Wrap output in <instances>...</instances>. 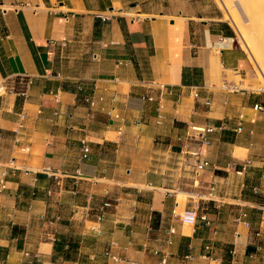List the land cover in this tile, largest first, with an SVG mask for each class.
Returning <instances> with one entry per match:
<instances>
[{
  "label": "crops",
  "instance_id": "1",
  "mask_svg": "<svg viewBox=\"0 0 264 264\" xmlns=\"http://www.w3.org/2000/svg\"><path fill=\"white\" fill-rule=\"evenodd\" d=\"M195 4L0 0V264H252L264 242L261 96L236 80L248 63L232 28ZM79 84L103 98L91 116ZM193 127L212 128L210 143ZM192 151L210 162L198 174ZM112 242L124 261L103 255Z\"/></svg>",
  "mask_w": 264,
  "mask_h": 264
},
{
  "label": "built area",
  "instance_id": "2",
  "mask_svg": "<svg viewBox=\"0 0 264 264\" xmlns=\"http://www.w3.org/2000/svg\"><path fill=\"white\" fill-rule=\"evenodd\" d=\"M28 5V4H27ZM65 45V43L63 44V46ZM227 89L233 91V90H236V87H232V86H229L227 85L226 87ZM78 91L79 92H82V93H85L84 97H83V100L86 104V106L88 107L89 109V115L91 116L92 113H93V110L95 109L96 105H97V102L100 100V99H103L102 97L101 98H98L96 95H95V92L93 90H91V92H86V88L83 84H79V86L77 87ZM166 93L168 94H175L174 91L172 89H167L166 90ZM1 95V94H0ZM195 96L197 98L200 97V94L196 93ZM142 99L144 100H147V101H154L155 100V97L153 95H149V94H146L144 96H142ZM113 100L115 101L116 100V97L113 98ZM204 103L208 106L211 105V101L210 100H205ZM255 109H257L258 111H261L263 112L264 111V106L262 104H256L255 105ZM27 117H28V113L25 111V110H21L18 114V120H17V126L18 128H23L24 125H25V122L27 120ZM160 115H159V119H158V123H160ZM113 118L114 119H121V116L118 115V114H114L113 115ZM142 124L141 121H138L137 125L140 126ZM193 131H196L199 133V135L201 137H203L204 141L206 143H210L206 138H205V133L206 132H210L212 131V128H201V127H193L192 128ZM119 130H121V128H119ZM238 132H241L242 131V127L239 126L238 129H237ZM188 136L191 137L190 133H188ZM4 138V133H3V130L0 129V142L1 140ZM15 141L16 142H21V138L16 136L15 138ZM90 153H91V147L89 145V141L84 138L82 140V146H81V157L80 159L81 160H85V159H88L89 156H90ZM192 156H196L198 157V163L196 164V168H195V172L198 174L199 171L201 170H204L205 168H207L208 166H210V162L208 160H201L199 157L201 155V152L199 151H192V152H189ZM44 172L48 175V176H51V177H56L57 174L59 173V170H55V169H52V168H45L44 169ZM3 187H4V184H3ZM104 217V214L103 213H100L98 216H97V221L100 223L102 221ZM197 218H198V212L196 209H189V210H186L183 214H182V219H183V222L188 224V225H195L196 222H197ZM250 224L247 223V226H249ZM97 233H101V225L98 224L96 225L94 228H93ZM49 235V234H48ZM115 246V242H112L110 243L109 245H107L105 247V249L103 250V255L109 259V260H112L114 262H121V261H124L123 258L115 253H113V247ZM206 250H211L212 248L210 246H206L205 247ZM26 256H29V253L27 252L26 253ZM191 256L188 255L187 258H190ZM247 257L249 258V260L252 262V264H264V242L263 241H260V242H255L254 244V250L249 252L247 254ZM35 258H37V256H35ZM138 264H143L142 262H138ZM158 264H166V259L163 258L160 263Z\"/></svg>",
  "mask_w": 264,
  "mask_h": 264
},
{
  "label": "rangeland",
  "instance_id": "3",
  "mask_svg": "<svg viewBox=\"0 0 264 264\" xmlns=\"http://www.w3.org/2000/svg\"><path fill=\"white\" fill-rule=\"evenodd\" d=\"M228 1H231V3H232L230 5V9L231 10L235 9L237 11L239 9L241 11V15H242L241 19L243 21V24L245 26H247V28H249L252 32H254L255 37L256 36L259 37V34H261L264 31V28H262V26L264 27V23H263L264 22V15H263L264 10H262V12H261V15H263V18L256 13V18L259 19V21L257 23L258 26L255 25V28H254L253 25L251 26L252 23L250 24L249 18L247 19L248 15H246V13H244L242 8L240 9L241 5L238 3L239 0H234V1L228 0ZM249 1L254 5L258 4V2H259V0H249ZM194 10L198 14H201V15L220 18L232 28V30L234 32L233 44L237 49L242 50L245 53V56L247 58V63H248L245 78L237 77L236 80H237V82L244 80V84L242 85V87L245 88L247 91H250V92L253 91V92L259 94V96H261L260 102L264 106V89H263V84H264V78L263 77L264 76H262V73H260V70L255 63L252 54L244 48V46L240 40L239 32H238V30H236L237 28L233 25L232 22H230L231 20L227 17V15L225 16V11H224L223 6L220 4V1L219 0H196V4L194 5ZM259 22H260V24H259ZM260 25H262V26H260ZM259 31H261V32H259ZM222 70H223V68L220 67L218 69V73L220 74L222 72ZM230 73L233 74V72H230ZM24 84H25L24 81H21V80L15 81L14 83L8 84L6 86V89H3L2 92L7 91V94L19 92V91H21Z\"/></svg>",
  "mask_w": 264,
  "mask_h": 264
},
{
  "label": "bare ground",
  "instance_id": "4",
  "mask_svg": "<svg viewBox=\"0 0 264 264\" xmlns=\"http://www.w3.org/2000/svg\"><path fill=\"white\" fill-rule=\"evenodd\" d=\"M219 1L224 8L225 16L227 15V17L231 20L230 22H232L233 25L237 28L236 30H238L239 32L240 40L244 48L252 54L254 61L260 70V73H262V76H264V31L261 34H259V37L257 36L255 37L254 32H252L249 28H247V26L243 24V21L241 19L242 17L241 11L239 9L238 11L235 9L231 10L230 9V5L232 4L231 1L228 0H219ZM238 3L241 5L240 9L242 8L244 13L248 15L247 19L249 18L250 24L252 23L251 26L253 25V27L255 28V25H257L259 21V19L256 18V13L262 18L264 15V14L261 15L262 10H264L263 9L264 0H259L258 4L256 5L252 4L249 0H239ZM262 28L264 27L262 26ZM263 89H264V84H263Z\"/></svg>",
  "mask_w": 264,
  "mask_h": 264
}]
</instances>
